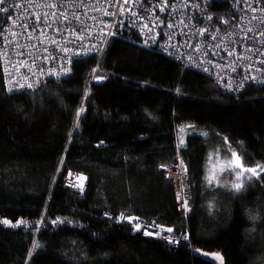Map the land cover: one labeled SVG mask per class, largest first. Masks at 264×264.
I'll list each match as a JSON object with an SVG mask.
<instances>
[{
    "label": "trees",
    "instance_id": "obj_1",
    "mask_svg": "<svg viewBox=\"0 0 264 264\" xmlns=\"http://www.w3.org/2000/svg\"><path fill=\"white\" fill-rule=\"evenodd\" d=\"M73 66L70 77L9 92L0 64V264H211L195 249L264 264V85L228 92L120 35L99 61ZM233 152L259 173L245 172L239 191L226 176L206 179L214 157ZM178 158L185 214L162 169ZM69 176L81 189L64 185ZM119 216L187 238L170 246Z\"/></svg>",
    "mask_w": 264,
    "mask_h": 264
},
{
    "label": "built area",
    "instance_id": "obj_2",
    "mask_svg": "<svg viewBox=\"0 0 264 264\" xmlns=\"http://www.w3.org/2000/svg\"><path fill=\"white\" fill-rule=\"evenodd\" d=\"M0 12V64L9 92L70 77L75 60L99 61L118 35L209 75L228 92L264 85V0H4ZM162 169L185 214L191 193L184 161ZM75 183L70 188L81 189ZM118 221L170 246L187 238L168 237L163 227L131 216Z\"/></svg>",
    "mask_w": 264,
    "mask_h": 264
},
{
    "label": "snow or ice",
    "instance_id": "obj_3",
    "mask_svg": "<svg viewBox=\"0 0 264 264\" xmlns=\"http://www.w3.org/2000/svg\"><path fill=\"white\" fill-rule=\"evenodd\" d=\"M4 3V0H0V5ZM5 11H7L5 9ZM181 143H183V140H181ZM211 160L212 158L209 157ZM219 167L220 173L223 174L224 172H234L236 169H239L240 171L236 174L237 181L240 180L241 176L244 175L245 172L251 173L252 176L259 177V173L255 168H245L243 164L240 161V158L237 156L235 152L232 153V159L230 161H227L226 163H218V164H213L212 169L209 172V176L206 177L209 183H212L214 180L217 179V175L215 173V169ZM264 171V169H262ZM232 187L235 188L237 191H239L242 187L243 184L241 183H233ZM171 231V229H169Z\"/></svg>",
    "mask_w": 264,
    "mask_h": 264
},
{
    "label": "rangeland",
    "instance_id": "obj_4",
    "mask_svg": "<svg viewBox=\"0 0 264 264\" xmlns=\"http://www.w3.org/2000/svg\"><path fill=\"white\" fill-rule=\"evenodd\" d=\"M232 158H230V157H226V158H224L223 156L221 157L220 155L219 156H215L214 157V160H213V162H212V164H211V166H210V168H209V170H211L212 169V167H213V164H218V163H226L227 161H230ZM240 170L239 169H236L234 172H231V173H229V172H224L223 174H221L220 173V169H219V167H217L216 169H215V173H216V175H217V179L219 178V177H221V180H222V178H223V176H226V177H224V178H226L227 180H229L230 181V183H235L236 181H237V178H236V174L239 172ZM219 175H221V176H219ZM68 179V178H67ZM67 179L65 180V185H66V187H73V186H75L76 187V180L74 179V178H69V180L67 181ZM81 182V181H80ZM153 226V225H152ZM154 228H156L155 226H153Z\"/></svg>",
    "mask_w": 264,
    "mask_h": 264
},
{
    "label": "water",
    "instance_id": "obj_5",
    "mask_svg": "<svg viewBox=\"0 0 264 264\" xmlns=\"http://www.w3.org/2000/svg\"><path fill=\"white\" fill-rule=\"evenodd\" d=\"M193 254L211 264H225V258H223L220 252H208L201 249H195Z\"/></svg>",
    "mask_w": 264,
    "mask_h": 264
},
{
    "label": "bare ground",
    "instance_id": "obj_6",
    "mask_svg": "<svg viewBox=\"0 0 264 264\" xmlns=\"http://www.w3.org/2000/svg\"><path fill=\"white\" fill-rule=\"evenodd\" d=\"M135 218V217H134ZM130 224V223H129ZM132 228V227H131ZM176 237V236H175ZM179 245V244H178Z\"/></svg>",
    "mask_w": 264,
    "mask_h": 264
}]
</instances>
